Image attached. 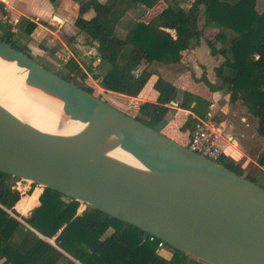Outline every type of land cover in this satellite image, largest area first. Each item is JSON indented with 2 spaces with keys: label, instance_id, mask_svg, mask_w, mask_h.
<instances>
[{
  "label": "trees",
  "instance_id": "1",
  "mask_svg": "<svg viewBox=\"0 0 264 264\" xmlns=\"http://www.w3.org/2000/svg\"><path fill=\"white\" fill-rule=\"evenodd\" d=\"M73 1L78 4L74 25L97 42L99 64H108L103 74L92 73L98 85L140 97L152 80L155 99L139 102L135 119L157 129L172 102L207 117L208 101L188 90L179 99L178 87L160 71L163 67L185 70V52L204 38L210 53L222 56L214 68L220 83L214 86L205 75L199 80L211 90H220L229 102H241L257 120V133L264 136V0H192L187 9L176 0ZM159 1L165 6L149 20H136L125 32L119 31L118 24L132 6L148 11ZM89 11L93 14L86 18ZM15 25L30 35L37 23L24 17L16 24L11 19L0 22V40L33 58L15 41ZM208 28L217 30L212 38L205 35ZM127 45L129 51L123 55ZM67 63L80 73L81 84H75L71 75L59 76L102 99L101 90L82 68L73 59ZM196 121L189 114L181 130L188 129L191 136ZM255 161L264 170V151ZM220 163L244 176L243 167L227 155ZM9 177L0 172V264H188L186 255L173 248L172 257L164 258L158 252L160 240L151 234L87 204L78 212L79 201L49 188H43L29 216L21 217L14 207L22 194L5 184Z\"/></svg>",
  "mask_w": 264,
  "mask_h": 264
},
{
  "label": "water",
  "instance_id": "2",
  "mask_svg": "<svg viewBox=\"0 0 264 264\" xmlns=\"http://www.w3.org/2000/svg\"><path fill=\"white\" fill-rule=\"evenodd\" d=\"M0 56L66 111L112 135L113 145L139 163L130 165L43 131L0 101V172L87 204L212 264H264L263 187L86 92L2 40Z\"/></svg>",
  "mask_w": 264,
  "mask_h": 264
},
{
  "label": "rangeland",
  "instance_id": "3",
  "mask_svg": "<svg viewBox=\"0 0 264 264\" xmlns=\"http://www.w3.org/2000/svg\"><path fill=\"white\" fill-rule=\"evenodd\" d=\"M14 1H15V3H14L15 6H19V7L24 6L25 10H26L25 12H27L28 14H33V15L34 14H40L42 10H43V12L47 10V4L45 3V0H14ZM102 1H104V0H102ZM176 1L183 8L187 9V7L190 4V1H192V0H176ZM9 2H10V4H12V0H9ZM51 2L53 3V4L51 3V6L53 5V7H52V11L54 12L53 14L56 15L60 19L61 26H62V23L64 24V21L65 22L67 21L69 26H71V25L73 26V22H74V19L76 17L77 11H78V4L75 3L73 0H51ZM59 2H60V4H58ZM164 6H165V3L163 1L157 2L148 11H146L142 7H138L136 5L132 6L129 9V11L127 12V14L121 19L120 23L118 24L119 31L121 33L125 32L127 30V28L131 24H133L136 20H143V21L149 20L154 14H156L158 11H160ZM22 13H24V12H22ZM92 14H93V12L89 11L85 14V17L89 18L90 16H92ZM26 16L30 17L27 14H26ZM26 16L24 14L21 15L20 13H16L15 16H13V17H15L16 19H18V21H20L23 17L27 18ZM9 19H11V18H9ZM33 19H35V18H33ZM40 23L42 25L50 27L53 31L57 30L58 23L56 21L54 22L53 25L52 24L50 25L48 20L41 19ZM74 27L77 31L75 33L76 35H74V33H72V32H68V31L63 32V33H59V32L56 33V34H59L61 39H62V37H64V42L69 47V49L72 50L73 54H70V52L68 50H66L65 47L61 43L58 42V40H56L54 42V45H51V54H47L45 56V58L42 56H39L37 53L33 54V55L31 54V55L33 56L34 60L39 62V64L43 65V67H45L46 69L52 71L53 73H55L57 75H71V76H73V82H75V84H81L80 73L77 70H70L68 65H67L68 61L73 59L79 65V67H81L80 66V64H81L82 65L81 68L86 73L88 78H89V76H92V73L103 74L106 71V69L108 68V64H106L104 62V63L99 64V66L96 68H95V66H93V63L95 61H100L99 57H98V51H97L98 44L96 41H90L86 37V34L81 32L76 26H74ZM211 29L216 30V28H211ZM13 31H14L15 41L17 42L18 45H20V46H22V48H24L23 50L26 53L29 52L28 50H26V49H28L26 47V45H28V44H31V43L34 45H45L46 44V42H44L45 39L39 40V42H37L30 35H27L26 33H24L20 29V27H18L17 25L14 26ZM207 31H209V35H211V37H212L213 36L212 32L210 30H207ZM46 39H49V36H47ZM54 39H56V38L51 33V40L54 41ZM199 41L204 43L205 39L200 38ZM55 43H57V44H55ZM193 43H195V42H193ZM214 43L216 44L217 47L219 46V44L217 42H215V40H214ZM56 46H58V48ZM56 48H57V50L55 51ZM128 51H129V47L127 45L123 50V55L124 54L126 55L128 53ZM73 55H74V57H73ZM209 57H212V55L210 54ZM202 59H204L203 62H205V63H208V61H209L207 59V57H203ZM219 59L222 60V56L220 54H214L210 64L214 63L215 61H218ZM142 65L143 64H141V66ZM91 81L92 80H90V82ZM92 82L98 84V79H94V81H92ZM219 83H220V81L218 79H215V85H219ZM101 92H102V94H100V96L102 97L103 100L108 101V103L115 106L116 108H118L122 112H125L127 114L132 113V111L129 110V107L132 105L130 103H128L127 100H125L123 98L124 105L121 106V104L117 100L116 95H114L112 93L105 92L103 90H101ZM220 106L222 108L225 107L226 101L223 100L220 103ZM237 108H239V107H235V109H234V107H232L230 109L228 107L229 115L227 117H223L221 119L220 123L218 121V117H217V119H213L216 123L220 124L221 128L222 127L224 128V129H222V135L224 137V141L221 140L220 145L225 152L227 151V157L231 158L230 153H229V147L232 146L231 143H229L230 142L229 141L230 134H233V135L242 134V135L250 137V138L254 137V138H256L253 141V143H255V144L250 143L251 146L248 150V155L251 156L255 160L257 155L260 152L264 151V150L260 149V146H258L259 142L262 144L263 141H262V138L259 136V134H257L255 131L257 129V120L253 116L248 114L247 115L248 120L242 121L240 118L241 117L240 112H237V114H234V115L232 114V113H235L232 111L237 110ZM242 113H244V112H242ZM134 116H139V114L135 113ZM185 131H187V130H185ZM257 139H261V140L257 141ZM188 144H189V140L187 141V143L185 145L187 146ZM233 149L237 150L238 149L237 145H236V147H233ZM239 164L243 167L242 174L245 177H247L249 179H254L255 182L264 186V174L263 173L258 174L259 178L253 177V174L256 173L257 168L253 163H251V161H249L247 159L246 160L242 159V160H240ZM18 179L19 178H15V177L10 176L9 178H7L5 180V184L10 186L12 189H14V187L16 186V181ZM19 186H20V192L22 194L21 195L22 197L28 195L29 191H32L35 187H38V188L41 187L40 185L32 183L31 181H23L19 184ZM83 205L82 204L80 205V207H79L80 210L84 208ZM18 214L21 217L23 216L19 212H18ZM28 216H23V217H28ZM158 249L160 250L159 253L165 257H167L170 253H173L172 248L169 246H165L163 248H158ZM187 263L193 264L194 262L189 261Z\"/></svg>",
  "mask_w": 264,
  "mask_h": 264
},
{
  "label": "crops",
  "instance_id": "4",
  "mask_svg": "<svg viewBox=\"0 0 264 264\" xmlns=\"http://www.w3.org/2000/svg\"><path fill=\"white\" fill-rule=\"evenodd\" d=\"M14 3H15V1L12 0V4H10V2H9V7H8V13L10 15L11 20L14 21V24H16L18 21V19L13 17V16H15L16 13H20L21 15L24 14L25 16H26V14L29 15L30 17H28V16H26V17L37 23L36 27L31 32L30 36L32 38H34V40L37 42H39V40H44V39H45L44 42H46L45 45H34L32 43L26 45V47L28 48L27 50L29 51L30 55L37 53L39 56H42L45 58V56L47 54H51V45H54V42L56 40H58V42L61 43L65 47V49L70 52V54H73L72 50L69 49V47L64 42V37H62V39H61L59 34H56V33L57 32L63 33V32L68 31V32H72V33H74V35H76L75 33L77 31L74 27L75 26L74 22H73V26L72 25L69 26L68 22L64 21V24L62 23V26H61L60 19L56 15L53 14L54 12L52 11L53 5L51 6V3H52L51 0H45V3L47 4V10L46 11L43 12V10H42L40 14H34V15L28 14L27 12H25L26 10H25L24 6H21V7L15 6ZM58 4H60V2ZM22 12H24V13H22ZM33 18H35V19H33ZM41 19L48 20L50 25L51 24L53 25L54 22L56 21L58 23L57 30L53 31L50 27L42 25L40 23ZM207 30H210L212 32V35H214L217 31V30H214L211 28H208ZM207 30L205 31L206 37L212 38L213 36L211 37V35H209V31H207ZM51 33L56 38V39H54V41L51 40ZM47 36H49V39H46ZM55 44H57V43H55ZM206 44H207L206 41L204 43L199 41V42L193 43L191 45L190 49H188L184 54V62H183L182 66H184L186 69L183 70L182 72H176L174 70V68H164L163 67L160 69L161 74L166 79L172 81L178 87V89H179L178 98L179 99H180L182 91L188 90L191 93L199 96L200 98H202V99H204L210 103L209 111L207 112L206 118L199 117L196 114H194L193 112H191L190 110H185V109L177 107V102H172L171 105L168 106L169 108H168L165 116L163 117V119L157 125V129L161 133H163L164 135L171 137V139H174V141H176L177 143L184 145V146L187 143V141L190 139V132L188 129H187V131H182L180 127L185 123L189 114L192 115L197 120L195 124L191 125V127L193 126V131L195 130V128H196V126L200 120H211V121L215 122L213 119H217V117H218V121L220 123V121L223 117H227L229 115L228 107H229V109L232 107H234V109H235V107H239V108H237V110L232 111L235 113H232V112L231 113L234 115V114H237V112H240L241 113L240 114L241 120L242 121L248 120V118H247L248 113H246L247 112L246 108L244 105L241 104V102H239V101H237L235 103L229 102L228 97L226 95H224L220 90H211L202 80H199L201 78V76L205 75L206 79L211 84H213L214 86H217V85H215V79H217V77L215 76L214 68L221 62V59L210 64L211 60L213 58V55L210 53V48H209L208 44L207 45ZM56 47L58 48V46H56ZM57 48L55 49V51L57 50ZM210 54L212 55V57H209ZM73 57H74V55H73ZM203 57H207V59L209 60L208 63L203 62V60H204V59H202ZM98 64H99V61H95L93 63V66H95V68H96ZM80 66L82 67L81 64H80ZM142 68H143V65L140 66L139 70H141ZM89 79L94 81L92 76H89ZM94 84L97 87H99L100 90H103L105 92L112 93V94L116 95L117 100L121 104V106L124 105L123 98L125 100H127L128 103H130L132 105L129 107V110H131L132 113L129 112L130 114H128L131 116H134V114L137 113V108H138L139 102H141V101H154V99H155V93L151 87L152 86V80L149 81V83L147 84V86L145 88L143 95H141L140 97L126 96V95H122V94H119L116 92L104 90L98 84H96V83H94ZM223 100L226 101V106L222 108L220 106V103ZM242 112H244L245 114ZM219 123H216V124L220 125ZM222 129H224V128L222 127ZM256 133H257V131H256ZM259 136L262 138L263 142H262V144L259 142L258 146H260L261 150H264V136H261V135H259ZM255 139L256 138H254V137L250 138V137L244 136L242 134H238V135L230 134V137H229L230 142L229 143H231L232 146L229 147V153H230V157L238 163L242 159H245V160L247 159V160L251 161V163H253L257 168L256 173L253 174V177L259 178L258 174L259 173L264 174V170L260 166L257 165L256 161L251 156L248 155V150L251 146L250 143L255 144V143H253V141ZM222 140L224 141V137H222ZM259 140H261V139H257V141H259ZM236 145L238 147L237 150L233 149V147H236ZM224 154L227 155V151L226 152L224 151ZM35 189H36V187L32 190V192ZM28 195H30V194H28ZM28 195H26L27 197L24 196L25 198L22 197L24 199L17 205V208L15 206V209L21 215L24 214L23 216H28L30 211L33 209V207L37 205V200H36L37 194L34 193L33 196H28ZM81 210L79 209L78 212H80ZM159 251L160 250L158 249V252ZM172 255H173V253H170L167 257H165L163 255L162 256L166 259H170L172 257ZM185 255H186V262L191 261V262H194L196 264L195 260L190 255H187V254H185Z\"/></svg>",
  "mask_w": 264,
  "mask_h": 264
},
{
  "label": "bare ground",
  "instance_id": "5",
  "mask_svg": "<svg viewBox=\"0 0 264 264\" xmlns=\"http://www.w3.org/2000/svg\"><path fill=\"white\" fill-rule=\"evenodd\" d=\"M0 101L14 114L43 131L76 140L130 165L139 166L130 154L113 145L112 135L66 111L61 102L30 83L25 73L7 62L4 56H0ZM34 193L38 203L41 187H36L28 196Z\"/></svg>",
  "mask_w": 264,
  "mask_h": 264
},
{
  "label": "built area",
  "instance_id": "6",
  "mask_svg": "<svg viewBox=\"0 0 264 264\" xmlns=\"http://www.w3.org/2000/svg\"><path fill=\"white\" fill-rule=\"evenodd\" d=\"M9 0H0V22H6L10 18L8 13ZM222 128L211 120H200L195 130L191 133L187 147L207 158L208 160L220 164L224 151L220 145L222 140ZM223 166V165H222ZM25 180L18 179L14 189L20 191L19 184ZM21 193V192H20ZM165 246L163 241H159L158 247ZM196 264H212L206 260L191 256Z\"/></svg>",
  "mask_w": 264,
  "mask_h": 264
}]
</instances>
